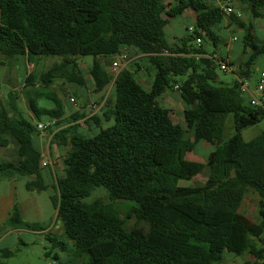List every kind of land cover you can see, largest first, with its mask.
<instances>
[{
    "label": "trees",
    "instance_id": "obj_1",
    "mask_svg": "<svg viewBox=\"0 0 264 264\" xmlns=\"http://www.w3.org/2000/svg\"><path fill=\"white\" fill-rule=\"evenodd\" d=\"M217 1L0 0V52L7 60L22 58L35 64L40 58H61L40 74L46 87L55 79L85 86L78 59L92 57L89 75L99 93L106 87L99 59L114 58L123 49L141 57L140 61L147 59L155 71L153 76L148 66L153 78L150 90L137 81L135 72L119 71L114 99L104 113L112 125L103 128L100 119L92 116L99 128L93 136L80 134L76 124L56 133L59 145L69 147L64 174L57 176L51 197L62 239L51 231L47 238L53 249L69 252L63 264H222L225 253H250L255 259L252 264H264L263 249L247 239L248 234L257 238L264 234V132L250 141L243 137L244 129L264 119V109L244 103L238 81L218 84V60L197 56L205 54L203 43L191 44L197 36L214 45L220 42L213 28L228 14L244 30L243 54L247 55L235 73L239 79H249L264 55V40L253 30V20L264 19V0H237L250 14L247 23L225 12ZM189 9L196 14L195 34L169 44L165 27ZM25 76V89L35 87L36 74L26 70ZM178 76H185L184 81L179 83ZM175 86L187 106L186 129L159 102L165 89ZM8 96L14 110L13 93ZM38 98L51 99L56 108L37 107ZM27 100L37 118L63 115L62 103L53 93L36 89ZM9 107L0 99V148L15 139L18 162L0 161V180L34 176L26 188L44 191L48 186L42 176V155L33 145L36 126L23 116L12 117ZM229 115L235 132L224 141ZM201 141L216 144L206 163L187 158L190 144ZM205 167L209 174L204 185L179 184ZM98 188L105 190L108 202L87 201ZM250 190L260 197L259 224L239 212ZM124 204L126 211L121 210ZM133 216L135 225L126 229L124 219ZM5 226L44 230L23 221L17 204ZM2 253L3 257L12 254ZM54 259H59L58 254Z\"/></svg>",
    "mask_w": 264,
    "mask_h": 264
},
{
    "label": "rangeland",
    "instance_id": "obj_2",
    "mask_svg": "<svg viewBox=\"0 0 264 264\" xmlns=\"http://www.w3.org/2000/svg\"><path fill=\"white\" fill-rule=\"evenodd\" d=\"M218 6H223V3L220 2V0L217 1ZM231 6L233 8V13L232 14H237L238 18L244 22L247 23L249 20H251L249 12L244 9L240 3L237 0H231ZM227 21L222 25V23L219 25L222 28L229 29V30H221L217 32L220 37L221 41L218 42L216 45L210 40H206L204 42V46L208 50H214L216 51V55H223L225 56L227 48L231 47L232 45L236 47H241L243 48V36H244V30L239 28L238 26L235 27L234 29L233 26H235V23H233L230 20L229 15L227 14L226 16ZM191 20H187V17L182 15H179L175 18L170 19L169 24L165 28V35H166V40L168 41L169 44H173L176 42L177 39H182L183 37L190 36V33L188 32V28L193 26ZM228 22V23H227ZM253 23L256 25L255 31L257 32V36L260 38L264 37V19H259V20H253ZM226 24V25H225ZM232 37H238V41L233 42L231 39ZM191 44L196 46V41L195 39L191 41ZM129 63L123 64L124 68L131 69L133 72H138L137 74L141 73L140 75H148V66L151 68V73L155 74L154 69L152 68L151 64L147 61V59L141 60V57L134 56L135 54L129 50ZM25 59H19L17 61H12L8 62L6 60V66H3L0 68V83L3 84L4 89L0 93V99L9 107V99H8V89L13 91L17 98H21V107H29L28 103V97L32 96L34 97V90L39 89L44 91L45 93H53L57 96V98L60 99L63 108L68 107L70 105V98L75 99L76 104L79 106H83V109H86L89 106L90 103V97L87 99L85 97V92L86 89L90 90V93L95 95L97 97V92L94 90V84H92V79L89 75V69L90 66L92 65L93 58L92 57H86L82 59H78V63L80 65V69L82 72V75L86 79L87 85L85 87L79 86L77 84H70L66 82L64 79H55L54 82L46 87L44 84L41 83L39 80V76L41 73L45 72L46 70L50 69L54 64H58L61 62V58L59 57H50V58H40L35 60V64L33 63H26ZM221 62L222 60L219 59L217 61V76L219 79V83H230L233 81V75L231 71L229 72H224L221 69ZM11 63L13 66H17L18 64L20 66L17 67V70H20V72L25 75L26 69L28 68L29 71L33 72L36 74V82H35V87L32 88H24L21 83L19 82L18 76L19 72H8L7 64ZM258 66L264 70V55H261L258 58ZM139 66V67H138ZM123 69V68H122ZM16 71V70H15ZM139 75V76H140ZM150 75V74H149ZM152 79V78H151ZM185 76H178L176 77V80L181 83L184 81ZM113 83L108 82V87H109V97L108 99L103 102V100H96L95 105L98 107V111L96 112L95 116H100L102 111L99 108V105H103L106 107H109V103L114 99V89L112 88ZM11 86V87H10ZM44 87V88H43ZM174 94V93H173ZM174 96H176L174 94ZM173 96V99L169 103V107L172 110V116L175 118V121L177 125L182 127L183 129H186V123L184 120V114H183V108L185 109L187 106L180 101V98L177 100L176 97ZM25 101V102H24ZM17 102V101H16ZM27 103V106H24V104ZM35 103L37 107L39 108H47V109H53L56 108L55 103L48 98H38L35 100ZM103 103V104H102ZM20 106V105H19ZM27 107V111L28 110ZM75 108V107H74ZM30 109V108H29ZM9 112L12 115H17L16 112H12V110L9 107ZM68 114L67 112H65ZM99 114V115H97ZM70 117V116H69ZM82 117H87L86 112L83 113ZM81 118V116L79 117ZM49 118L46 115L41 116L40 118H33V123L36 124L39 121H47ZM87 123V124H86ZM81 124L86 127H82L83 129L81 130V133L83 135H87L89 137L95 135L99 130L95 131V127H93L90 124V119H85ZM89 124V125H88ZM105 124V123H104ZM105 127V126H102ZM89 128V130H88ZM262 129H264V121L260 123L257 126L251 127L249 129H246L243 131L244 137L246 140H250L254 138ZM95 131V132H94ZM94 132V133H93ZM234 132V119L233 115H229L227 118V123H226V129L225 133L223 136V140L228 139L230 136L233 135ZM93 133V134H92ZM186 138H189L190 141L192 142V139L189 134L185 133ZM55 139L51 140L49 149L52 152H55L57 156H51L50 161L52 162V167L51 168V182L52 185L55 184L57 176L63 175L64 171V165H63V153L61 152L60 148L58 147V143L54 141ZM190 150H193V145L190 144ZM204 147V142H199L198 145L196 146V151L195 153L198 155V152H200V155L204 159L207 154L209 153V150L203 148ZM59 153L61 156H58ZM195 154V156H197ZM194 156V155H192ZM4 157H6L4 155ZM60 157V159H59ZM48 158V157H47ZM46 158V159H47ZM189 159H191L190 156H188ZM2 161V160H0ZM207 170V169H206ZM206 171H202L197 177L191 179V180H185L181 179L179 184L181 186H202L206 182V176L205 174ZM206 175V176H205ZM26 179V178H25ZM22 193H24V190L22 189ZM54 191L52 189L48 190V195H52ZM37 196V195H34ZM96 199H101L104 202H108V199L106 197L105 190L103 188H98L96 191L93 193V195L87 199L88 202L94 201ZM259 200L260 197L258 196L257 193L254 191H249L241 204V207L239 209V212L246 216L248 219H250L252 222L259 224L261 221V218L259 216ZM122 211H126V204L121 206ZM53 208L51 206V209L49 210V207L46 204V209L40 210L39 211V216L38 220H34L35 218L32 217V212H28L26 215V221L33 222V221H40V223H49L50 218L53 217ZM125 221V228L126 229H131L135 223L136 219L135 217H131L128 219H124ZM144 227L145 224H143ZM21 228H13V227H4V221L0 223V236H3L2 241H0V250L1 249H10L13 251V255L9 257H3L2 253L0 252V264H63L65 261L69 259V252H61L60 249L55 248L53 249L52 243L48 240L47 238V232H37V233H24L20 230ZM51 232L59 236V238L62 239V227L61 225L57 222V219L53 222ZM247 239L251 245H253L256 249H263L264 251V234L262 235L261 238H257L251 234L247 235ZM51 253V255H47V253ZM54 254H58L59 259H54ZM255 261L254 257L250 255V253H246L243 256H235L234 254L231 253H225L223 256V262L222 264H252Z\"/></svg>",
    "mask_w": 264,
    "mask_h": 264
},
{
    "label": "crops",
    "instance_id": "obj_3",
    "mask_svg": "<svg viewBox=\"0 0 264 264\" xmlns=\"http://www.w3.org/2000/svg\"><path fill=\"white\" fill-rule=\"evenodd\" d=\"M183 15L187 17V20L188 19L191 20L190 22H192V24L195 25L196 14H195L194 11H192L190 9L189 10H186L183 13ZM255 20H259V19H255ZM226 21H227V19L225 18V20L222 22V25ZM253 25H254V29H255L256 25L254 23H253ZM235 27H237V25L233 26L232 29H234ZM213 30L215 31L216 34H218L217 32H219L221 30H229V29L222 28L221 26L218 25V26L214 27ZM254 33L257 35V32L255 30H254ZM260 39L261 40H264V37L263 38H260ZM231 40L233 42H236L239 39H238V37H232ZM178 41H179V39H177L175 43H177ZM205 41L206 40L203 41V46H202L203 50L205 51V54L204 55H197V56H200L201 58H203V57L204 58H210V59L211 58H214V60L221 59L224 62H226L229 65V67L231 68V70H232L231 73L233 75V81L230 82V83H222L221 82L220 84H222V85H232L235 81H238V83L240 84V90H241V85L243 83H246L245 91H244V93H242V92L241 93H242V97H243L244 103L245 104H248L249 100L253 96L256 95V84H257V81L259 79V75H260L261 72H264V70H262L258 66V63H257L258 60L255 63V71H256L255 74L252 77H250L249 79H239L237 77V75H236L235 72L237 71V69L239 68V66L247 58V55H244L243 54V48L236 47V46L232 45L231 47L227 48L225 56H223L222 54L221 55H216V51H214V50H208V49L205 48V46H204V42ZM113 59L114 58L111 57V56L104 57V58H100L99 59V62L102 64V67L104 68V70L106 72L105 73V77H106V87H105V89L103 91L97 93L98 96L95 97V95H93L92 93H90V90H88V88H87L86 89V92H85V97L87 99L90 97L89 98L90 99L89 106L86 109H83V106H79V107H75L74 108V106L71 103L66 108H63V106H62L63 115H62L61 118H50L48 116L49 119L47 121H39L36 124H34L33 123V118H35V116L31 112V110L29 109V107L27 106V103L24 104V106H27L29 111H27V107H21V105H22L21 98H17V96L15 95V93L13 91H11L9 89L7 90L8 91V94L10 92L13 93V97L15 99V101H14L15 102V109L14 110L11 109V110H12V112H16L17 113V115H15V116L12 115L11 113H10V115L12 117H14V118H18L20 116H23L26 119L30 120L36 126V131L37 132H36V134L34 136V139H33V145H34V147L42 155V160H41L42 176H43L44 182L48 186V188L46 190H44V191H38V190L29 191L26 188V183H27L28 180L35 179L34 176H32L30 178L16 176V177L8 178V179H1L0 180V223L3 222L8 217V215L12 211L13 207L17 204V206L19 207L20 214H21V217H22V220L23 221L28 222V223L38 224L39 226H41L42 228H44V230H42V232H47L48 233V232L51 231L53 222L55 221V219L57 217V210L55 209V207L53 206L52 201H51V197H52V195L54 193L52 195L46 196V194L48 193V190L49 189H52L53 190V188H52V182H51V168L48 167V166L47 167H43L42 166V163L45 162V161H47V162L50 161V159H51V156L50 155L57 156L55 154V152H52L53 150L51 151L49 149V146H50L49 144H50L51 140H53V138H54L55 139L54 141H56L58 143V147L60 148L61 152L63 153L62 155H63V165H64V159L66 157L67 150H68L69 147L68 146H61V145H59L58 139L56 137V133L60 129H64L65 127H67L70 124H76L78 126V132L80 134H82L81 133V130L83 129L82 127L84 125L81 124V123L85 119L86 120L87 119H90V124L93 127H95V131L99 130V128L94 123V121L91 120V117L96 115V113L93 114L91 112V106L96 103V100H103V102H105L108 99V97H109V87L107 85H108V82L109 81L113 83L112 88L114 89V82H115V79H116L117 74L114 73L113 70H112V68H111V64H112ZM6 60L7 59L5 58V56L0 52V61H2L4 63V65L0 66V68L3 67V66H6V63H5ZM7 61L10 62L9 60H7ZM27 64H28V62H27ZM20 65L18 64L17 66H13L11 63H8L7 64L8 70L7 71L8 72L9 71L10 72H12V71L13 72H19V76H18V78H20L19 79V82L25 88V79H26V76L23 75L20 72V70H17V67L20 66ZM122 68H124V66ZM26 70L28 72H31V71L28 70V68ZM129 70H131V69H129ZM137 73L136 72L134 73V76L137 79V81L146 90H150L151 84L153 83L152 76H150L149 74L142 76V75H140L141 73H139V74H137ZM219 82L220 81L218 79V83ZM70 84H76V83H70ZM92 84H93V82H92ZM86 85H87V83H86ZM85 86H83V87H85ZM3 89H4V86L2 84V89H1L0 93L2 92ZM173 93L176 96H174ZM173 96L176 97L177 100L180 98V101L183 102V100L181 99V96H180V94H179V92L177 90H175L174 88H166L165 91L162 93L161 97L159 98L160 104L163 107L169 106V103L173 99ZM8 99H9V96H8ZM99 108H100L101 111H102V108H104L103 111H102V113H101V115L100 116H97L100 119V126L101 127L102 126L108 127V126L112 125L113 124V120L107 121L106 118L104 117V113L109 109V107H107V106L105 107L104 104H103V105H99ZM165 108H168V109L171 110V108H169V107H165ZM183 111H184V108H183ZM65 112H67L68 114H66ZM84 112H86V114H87V117H85V118L82 117V115H83ZM97 115H99V114H97ZM80 116H81V118H79ZM50 121H55L56 123L53 126L48 127L47 129H45L44 131H40L38 129L37 126L39 124H48ZM263 121H264V119L260 123H262ZM226 123H227V120H226ZM260 123H258L257 125H259ZM257 125H254V126H257ZM254 126H251V127H254ZM84 127H86V125ZM105 127H103V128H105ZM251 127H248L246 129H249ZM225 129H226V124H225ZM246 129H244V130H246ZM88 130H89V128H88ZM234 132H235V129H234ZM234 132H233V134H234ZM261 132H264V129H262L257 135H259ZM224 133H225V130H224ZM223 136H224V134H223ZM243 137H244V134H243ZM244 139H245V137H244ZM226 140H224V141H226ZM250 140H246V141H250ZM201 142H204V147L203 148L209 150V153L207 154V156L204 159L200 155V152H198V155H197L195 153V151H196V146L198 144H196V145H194L193 150L191 151L189 149V151L187 153V158H188V156L191 157V159L188 158L189 160L197 161V162H202V163H206L207 162V158H208L209 154L211 153V151L216 146V144L215 143H208V142H205V141H201ZM18 149H19L18 142L15 139H10L9 145L7 147L0 148V160H2L4 162H14V163H17L18 162V156H17ZM195 154L197 156H195ZM4 155L6 157H4ZM192 155H194V156H192ZM58 156H61V154L59 153ZM59 159H60V157H59ZM203 170L206 171L205 174H207V176L206 175L205 176H206V179H207L208 174H209V168L208 167H205ZM63 174H64V171H63ZM22 189L24 190V193H22ZM34 195H37V196H34ZM46 204L49 207V210L51 209V206H52L53 212H54L53 213V217L50 218L51 220H50L49 223H40V221H33V222L26 221V215L28 214V212H32V217L35 218L34 220H38L39 211L46 209ZM20 230L22 232L28 233V234L29 233L41 232V231H33V230H29V229H24V228H21ZM2 239H3V236L1 235L0 236V241H2ZM5 250L11 251L12 252L11 256L13 255V251L10 250V249H8V248L1 249L0 252L2 253Z\"/></svg>",
    "mask_w": 264,
    "mask_h": 264
},
{
    "label": "built area",
    "instance_id": "obj_4",
    "mask_svg": "<svg viewBox=\"0 0 264 264\" xmlns=\"http://www.w3.org/2000/svg\"><path fill=\"white\" fill-rule=\"evenodd\" d=\"M220 2L223 3V8L225 10V12L227 13H232L233 12V8L231 6V0H220ZM195 31H196V28H195V25L191 26L188 28V32L191 34V35H194L195 34ZM202 36H203V33L198 30ZM196 44L198 46H201V44L203 43V37L201 36H197L196 39ZM130 62V59H129V54H128V51L123 49L121 50L113 59L112 61V64H111V68L113 70L114 73L118 74L119 71L122 69L123 67V64L125 63H129ZM221 69L222 71L224 72H229V71H232L231 68L229 67V65L226 63V62H221ZM245 86H246V83H243L241 85V92L244 93L245 91ZM175 90H177L179 93H180V90L178 88V86H175L174 88ZM74 107H77L78 105L76 104V101L74 98H70V101H69ZM248 104L251 106V107H255V108H262L264 109V72H261L260 75H259V79L257 81V84H256V95L253 96ZM98 111V107L93 104L91 106V112L94 114ZM56 122L55 121H50L48 124H39L37 127L40 131H44L45 129H47L48 127H51L55 124ZM42 166L43 167H52V162L51 161H45L42 163Z\"/></svg>",
    "mask_w": 264,
    "mask_h": 264
}]
</instances>
